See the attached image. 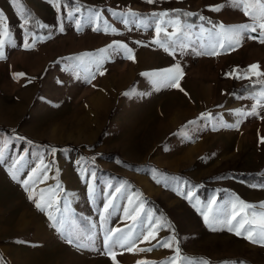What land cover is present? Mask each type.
Listing matches in <instances>:
<instances>
[{
    "label": "rangeland",
    "instance_id": "374dc122",
    "mask_svg": "<svg viewBox=\"0 0 264 264\" xmlns=\"http://www.w3.org/2000/svg\"><path fill=\"white\" fill-rule=\"evenodd\" d=\"M19 2L25 16L31 17L25 27L11 0H0L12 40L10 45L6 43L5 59L0 60V126L10 130V135L0 131V149L8 141L6 161L0 164V264H61L64 259L59 254L63 250L71 252L63 253L70 256L65 259L68 264H166L176 255L177 247L181 257L178 264H202L207 261L202 257L223 259L214 264H247L233 261L237 257L249 264H264V246L224 228L212 231L192 204L177 194L178 189L193 191V199H199L202 205L215 195L217 205L224 206L235 193L261 210L264 109L258 106L257 115L236 113H250L256 103L252 97L264 87V75L247 73L251 79L237 78L244 76L252 64L264 73V44L248 39L246 34L239 47L220 49L219 55L198 56L186 49L172 56L153 43L157 19L151 14L179 10L225 25L250 23V18L231 7L220 12L210 10L225 0H156L152 4L147 0ZM56 4L60 5L59 12ZM77 4L81 12L69 19L68 11ZM88 9L101 10L103 20L117 33L103 31V22L99 24L101 30H94L96 24L87 20ZM129 10L141 14L140 19L149 26L140 27L139 21L125 26L113 15ZM169 18L174 19L175 14L165 20ZM186 18L180 16L182 24H192L194 31L198 32L201 24L212 27L198 16H193L195 22ZM76 19L81 21L80 29L75 26ZM36 21L47 27H38ZM164 26L168 32L174 31ZM26 32L34 34L27 37L30 44L35 40L32 48L24 47ZM160 39H165L163 33ZM114 41L127 44L135 60L109 49L104 54L103 75L97 73L95 79H90L83 70L78 74L71 70L74 61L70 58L84 56L87 63L92 57L85 54L98 53ZM176 64L183 71L179 84L184 91L173 87L157 90L142 75ZM20 73L24 75L18 76ZM202 113H211L212 118H202ZM231 124L237 126L229 127ZM20 156L24 159L17 165L19 180H13L9 168ZM41 160L50 164L51 170L45 182L35 185L34 194L39 199L41 189L61 185L57 190L61 211L65 202L68 206L62 216L64 234L51 226L47 212L35 207L20 182L28 179L33 168L41 166ZM147 164L164 168L167 173ZM93 171L95 180L89 176ZM242 175L246 178L242 179ZM120 184L125 186L115 194V207L110 208L107 224L101 227L103 205ZM89 185L95 187L94 197L89 195ZM129 196L134 203L137 197L142 199L145 213L151 212L166 226L157 228L155 239L138 241L132 251L114 249V262L104 254L103 235L106 229H124L132 224L123 214L129 206ZM93 231L96 236L92 247L78 248L76 243H67L68 235L80 236L87 242L86 236ZM172 236V248L158 246ZM27 246L33 249L30 255L23 253ZM140 248L152 251L136 250ZM95 254L103 259H97L100 256Z\"/></svg>",
    "mask_w": 264,
    "mask_h": 264
},
{
    "label": "snow or ice",
    "instance_id": "6c2138e0",
    "mask_svg": "<svg viewBox=\"0 0 264 264\" xmlns=\"http://www.w3.org/2000/svg\"><path fill=\"white\" fill-rule=\"evenodd\" d=\"M52 2V0H49ZM156 0H147V3H155ZM12 6L15 8L17 15L23 21L22 27L29 24L31 19L30 15L25 16V10L23 5L19 0H11ZM67 6V5H66ZM55 7L57 11H60V5L56 4ZM225 7H231L235 9H240L243 14L250 18V23L236 24V25H225L223 22L215 23L208 20L203 15H199L192 12H180L179 10H173V13L168 11L154 12L151 14V18H156L157 22L155 24L156 38L153 43L157 44L159 47L163 48L165 52L170 55L175 56L177 51L184 52L186 49H191L195 55H208L215 56L220 54V49L225 50H235L239 47L247 35L248 39L258 40L259 43L264 44V0H225V3L213 6L210 8L211 11L220 12ZM109 11H112L109 9ZM81 12V7L79 4L74 10L68 11L67 16L69 19H74L77 13ZM87 20L89 23L96 24L94 30H101L99 27L100 22H103V31H111L112 33H117V29L112 27L107 20H103L101 10L88 9ZM175 14V18H169L165 20L166 17H171ZM113 15L117 17L121 23L128 26L130 23H136L139 21L140 27H147L145 20L140 19L139 13L129 10L127 12H113ZM192 17L198 16L200 21H207L212 25L211 28H205L203 24L199 26V31H194V26L192 24H182L180 16ZM36 25L40 28H45L47 25L40 24L36 21ZM164 25L171 26L174 31L168 32V28ZM75 26L77 29L82 27L80 19L75 20ZM131 30V28H129ZM60 31H63V27H60ZM164 34L165 39H160L161 34ZM251 33H256L257 35H251ZM28 35H34L32 33L26 32V38L24 42L25 48L34 47L35 40L33 43L28 42ZM194 37V39H193ZM37 39H42V37H37ZM11 44V34L7 25V17L2 10H0V60L5 59V46ZM139 43V42H137ZM227 46V47H226ZM111 49L113 53L123 52L127 59L135 60V56L132 53V49L128 47L127 44L114 41L112 44L108 45L105 49H100L98 53L95 54H85L86 56L92 57L87 63L85 62L84 56H77L70 58L74 63L70 66L72 71L79 73L83 70L88 73L90 79H95V75L99 73L104 74L102 70V65L104 63V54ZM92 65V66H90ZM257 64H252L247 69L244 76L237 78H248L251 76H261V73ZM247 73H250L249 76ZM18 76H23V73L17 74ZM143 76L150 79L151 84L155 89L159 90L162 87H173L180 88L179 80L183 76L182 68L179 64L173 67H169L159 71L145 72L142 73ZM227 75L231 76L232 73ZM90 82V81H89ZM181 91H184L180 88ZM127 95V93H126ZM252 99L256 101L255 105L252 106V111L246 113L243 111H237L238 116L245 115H257V107L264 109V87L256 93ZM202 118L211 119L212 114L208 113L201 114ZM189 124H193L194 121H189ZM229 127H236L237 125L231 124ZM17 139L24 140L22 136H18ZM264 142V141H262ZM31 144V141H28ZM8 147V141L4 142L3 149H0V164H4L6 161L5 150ZM54 154L56 149H51ZM24 157L20 156L15 161L12 162L9 168V173L13 180H19L18 172L19 168L17 165L23 161ZM40 167L32 169V174L27 180L20 181L25 190L29 192L28 198L35 202V207L41 212H47L48 220L51 221V226L57 229L61 234L65 233V219L62 218L63 212H67L68 206L65 202L63 212L60 208V201L57 198V190L61 188L60 184H57L55 188L41 189L39 192V199H36L34 194L35 185L37 183H43L48 179L47 173L51 170L50 164H44V161H40ZM86 171V170H85ZM39 173V175H38ZM58 175V173H57ZM84 175V171L81 172V176ZM89 176L92 180H95V172H90ZM35 177V179H34ZM31 181V187L30 182ZM159 182V181H157ZM124 184H120L118 187L113 189L112 194H110L106 203L103 205V212L100 215V226L104 227L107 224L108 216L111 215L110 208H114L115 205L113 200L116 198L115 194L121 193L124 188ZM108 187L111 189L112 185L109 184ZM255 187V185L253 186ZM88 192L90 196L95 195V187L89 185ZM46 193L49 194L46 196ZM177 194L183 196L184 199L188 200L192 207L202 216L204 224L212 231L218 230V228H224L228 232L234 233L236 236H243L245 239L249 240L252 244H259L264 246V204L260 205V211H257V205L246 203L235 193L231 194L230 200L224 206L217 205V198L213 195L206 205H202L199 199L194 200V192L188 191L187 193L177 190ZM138 202L134 203L131 196L127 197L128 207L123 209V214L125 218L130 219L132 224L126 226V228H111L106 229L103 235V246L104 254L109 255L112 260H116V252L114 249H124L127 251H132L138 241L142 242L148 240L149 237L155 239L157 234V228L166 225H161L159 219H154L151 212L145 213L144 201L137 197ZM52 209L56 213H61V216H57L53 213ZM93 229L96 225L93 224ZM137 229H140L139 231ZM96 233L93 231L91 234L86 236V241L81 240L80 236L73 237L68 235L66 237L67 243H76L78 248H89L94 244ZM175 237H169L159 242V247L172 248ZM93 250H96L93 248ZM137 251H152L149 249H136ZM176 255L171 257L166 264H178L181 257L179 255L180 249L175 248ZM138 264H148L146 261H140ZM202 264H209L208 261H203Z\"/></svg>",
    "mask_w": 264,
    "mask_h": 264
},
{
    "label": "trees",
    "instance_id": "16d2710c",
    "mask_svg": "<svg viewBox=\"0 0 264 264\" xmlns=\"http://www.w3.org/2000/svg\"><path fill=\"white\" fill-rule=\"evenodd\" d=\"M186 19L189 20V22H195L194 19H193V16H192V17H187ZM0 131L6 132V134L10 135V133H9L10 130L7 129L6 127L4 128V127L0 126ZM75 149H76V148H75ZM125 162H126V161H125ZM147 166L154 167V168H156V169H159V170L162 171V172L167 173V170H166V169L156 167V165H154V164H147ZM243 178H246V177H244V175H242V179H243ZM147 199H148L149 201L153 202V204L155 205V207H156L157 209H160V206L157 205L153 200H150L149 197H147ZM184 254L186 255V253H184ZM202 258L205 259V260H207L210 264L221 263V262L223 261V259H219V260H211V259H209V258H207V257H202ZM227 261H232V259H228ZM233 261L245 262V263L249 264L248 261H246V260H244L243 258H240V257H237V258L233 259Z\"/></svg>",
    "mask_w": 264,
    "mask_h": 264
},
{
    "label": "crops",
    "instance_id": "0c3cea01",
    "mask_svg": "<svg viewBox=\"0 0 264 264\" xmlns=\"http://www.w3.org/2000/svg\"><path fill=\"white\" fill-rule=\"evenodd\" d=\"M161 94H162V92H161ZM25 206H27V205H25ZM27 209H28V206H27ZM28 210H29V209H28ZM29 212L31 213V212H32V209H30ZM16 218H17V217H16ZM16 218H15V219H16ZM5 219H7V218H5ZM40 245H41V244H40ZM33 246H35V245L33 244ZM27 250H28L29 252H25V251H27ZM69 250H70V249H69ZM25 251H23V253L30 255L29 253H32V252H33V249L31 248V246H27V249H26ZM59 251H60V250L56 251L57 254H59ZM63 251H64V252H67L66 250H63ZM64 252H63V253H64ZM63 253H62V254H59L60 258H61V259H64V260H63V263H61V264H64V263H67V262H68V261L65 260L66 258H67L68 260L70 259V256H64ZM67 253H69V255H70L71 252L68 251ZM182 254L185 255L184 252H182ZM186 255H187V254H186ZM95 256H97V257L100 256V257H98V258H97V257H92V258L103 259V257H101V255L95 254ZM67 264H68V263H67Z\"/></svg>",
    "mask_w": 264,
    "mask_h": 264
}]
</instances>
